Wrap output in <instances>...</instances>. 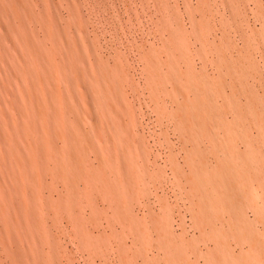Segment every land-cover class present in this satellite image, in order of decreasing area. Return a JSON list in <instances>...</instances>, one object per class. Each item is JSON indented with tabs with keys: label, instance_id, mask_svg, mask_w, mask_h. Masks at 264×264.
Returning a JSON list of instances; mask_svg holds the SVG:
<instances>
[{
	"label": "rangeland",
	"instance_id": "1",
	"mask_svg": "<svg viewBox=\"0 0 264 264\" xmlns=\"http://www.w3.org/2000/svg\"><path fill=\"white\" fill-rule=\"evenodd\" d=\"M51 71L95 148L82 225L50 175L42 225L16 201ZM263 189L264 0H0V264H264Z\"/></svg>",
	"mask_w": 264,
	"mask_h": 264
},
{
	"label": "bare ground",
	"instance_id": "2",
	"mask_svg": "<svg viewBox=\"0 0 264 264\" xmlns=\"http://www.w3.org/2000/svg\"><path fill=\"white\" fill-rule=\"evenodd\" d=\"M36 74L39 76L43 75L48 78L46 86L50 90L52 96H50V98H46L45 101L42 102L38 97L37 90H34L32 96L30 97V111L33 114V118L29 121L24 120L22 122L21 136L25 141H29L30 138L35 140L34 143L40 155V161L23 156L24 164L29 172L27 175L30 183L27 188H22L19 184L14 186V190L17 193L16 201L18 204L23 205L30 210L32 216L35 217V221L38 226L42 225L44 223V217L39 208L37 197H40L39 194L41 191V185L45 184L41 178L50 175L54 183L59 181L65 183L69 188L70 193L66 198L58 201L47 198L48 207L55 210L53 211L55 213H67L72 218L74 223L82 225V220L84 219H81V215L77 211V207L81 204L82 196H85L90 203H95V200L89 197L91 195L82 193L79 188V183L84 179L91 182H95L97 179L87 172L90 170L85 169L88 164L85 152L88 149L95 148L90 140L86 138H77L78 136L75 137L74 133L64 132L57 127L58 124L64 122V115L70 113L72 111V107L68 102L63 101L62 92L54 81L55 75H53L52 71L51 73L44 74L36 72ZM70 130H76V132L81 133L80 123L77 119L73 122V130ZM61 140L65 141L66 152H63L59 147V142ZM13 153L18 157L21 155L17 147L13 148ZM45 161L54 162L55 166L49 167ZM120 169L124 170V167L121 166ZM211 180L212 179H210L208 183H211ZM262 191L264 192V189ZM50 209H48V213H52V210ZM257 244L261 248L259 252V259H263L264 241L258 240L256 241V245Z\"/></svg>",
	"mask_w": 264,
	"mask_h": 264
}]
</instances>
